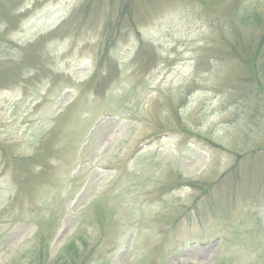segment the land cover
Masks as SVG:
<instances>
[{
    "label": "rangeland",
    "instance_id": "1",
    "mask_svg": "<svg viewBox=\"0 0 264 264\" xmlns=\"http://www.w3.org/2000/svg\"><path fill=\"white\" fill-rule=\"evenodd\" d=\"M67 257L264 264V0H0V264Z\"/></svg>",
    "mask_w": 264,
    "mask_h": 264
},
{
    "label": "trees",
    "instance_id": "2",
    "mask_svg": "<svg viewBox=\"0 0 264 264\" xmlns=\"http://www.w3.org/2000/svg\"><path fill=\"white\" fill-rule=\"evenodd\" d=\"M126 8L128 6H125ZM127 10V9H126ZM108 29V26H104V31ZM76 259L73 257H67V258H59L56 260L55 264H76ZM80 264H83L82 262Z\"/></svg>",
    "mask_w": 264,
    "mask_h": 264
}]
</instances>
